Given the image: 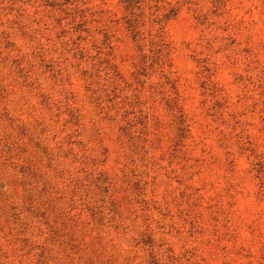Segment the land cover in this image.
I'll return each mask as SVG.
<instances>
[{"label": "rangeland", "instance_id": "1", "mask_svg": "<svg viewBox=\"0 0 264 264\" xmlns=\"http://www.w3.org/2000/svg\"><path fill=\"white\" fill-rule=\"evenodd\" d=\"M0 264H264V0H0Z\"/></svg>", "mask_w": 264, "mask_h": 264}]
</instances>
